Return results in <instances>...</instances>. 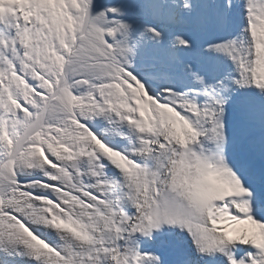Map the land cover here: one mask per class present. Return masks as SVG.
<instances>
[{
    "label": "snow or ice",
    "instance_id": "1",
    "mask_svg": "<svg viewBox=\"0 0 264 264\" xmlns=\"http://www.w3.org/2000/svg\"><path fill=\"white\" fill-rule=\"evenodd\" d=\"M0 264H264V0H0Z\"/></svg>",
    "mask_w": 264,
    "mask_h": 264
}]
</instances>
